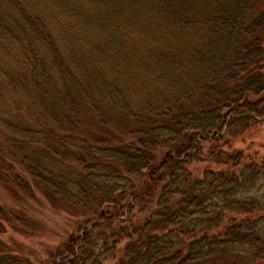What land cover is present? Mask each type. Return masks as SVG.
Segmentation results:
<instances>
[{
  "label": "trees",
  "instance_id": "1",
  "mask_svg": "<svg viewBox=\"0 0 264 264\" xmlns=\"http://www.w3.org/2000/svg\"><path fill=\"white\" fill-rule=\"evenodd\" d=\"M2 52L0 184L76 219L40 264H264V0H0Z\"/></svg>",
  "mask_w": 264,
  "mask_h": 264
},
{
  "label": "rangeland",
  "instance_id": "2",
  "mask_svg": "<svg viewBox=\"0 0 264 264\" xmlns=\"http://www.w3.org/2000/svg\"><path fill=\"white\" fill-rule=\"evenodd\" d=\"M0 65L11 66V56L5 52L0 53ZM234 147L246 149L251 154H264V123L256 124L238 138ZM10 192L0 184V205L11 218V224L2 223L6 231L2 239L13 253L26 257L31 263L47 261L48 255L57 250L74 231L76 219L53 207L39 191H35V198L20 191L18 197H15L16 194ZM22 217H27L28 221H22Z\"/></svg>",
  "mask_w": 264,
  "mask_h": 264
}]
</instances>
